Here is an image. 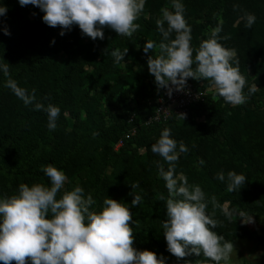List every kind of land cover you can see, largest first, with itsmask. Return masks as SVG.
<instances>
[{
	"label": "rangeland",
	"instance_id": "1",
	"mask_svg": "<svg viewBox=\"0 0 264 264\" xmlns=\"http://www.w3.org/2000/svg\"><path fill=\"white\" fill-rule=\"evenodd\" d=\"M180 2L185 7L184 17L192 29L191 46L194 61L201 41L209 38L211 29L215 28L220 20L223 21L219 42L225 48L236 50L240 72L247 81L243 91L248 99L243 105L227 104L216 94L211 81L195 80L198 87L204 88L210 97L206 109L184 120L179 119L176 125L166 127L171 129L170 138L177 142V151L181 141L189 149L187 153H180L175 175L179 178L183 174L190 185L197 183L203 185L202 188L207 187L208 191H205V194L211 208L213 206L210 199L215 196L221 208L220 215L225 220L231 219L235 226H239L238 231L241 234L226 236L224 230L220 228L216 232L234 244L235 250L230 256L229 264H264V208L251 205L253 199L260 194L254 196L250 190L229 192L227 180L216 179L220 171L227 176L229 171L242 174L245 169H251L261 171L260 176L264 175V162H261L262 159L259 157L264 151V146L260 145L264 144V0H180ZM171 3L172 0H145L144 10L135 21L140 28L132 37L119 36L114 30L105 28L103 30L105 38L93 41L90 37L82 35L76 25L61 36L59 34L61 29L46 25L42 20L44 13L35 6L22 7L19 0H0V5L7 8L5 15L10 14L4 21L1 19L3 15L0 16V44L4 49L0 66L9 64L8 69H14L17 65V55L13 53V46L22 34L16 35V28L25 31L24 33L29 32L26 34L31 37L32 44L36 45L35 49L31 50L28 47V50L31 51L33 58H37L33 62V66L37 67L35 71L37 75L22 79L24 90L32 93L35 79L48 78L52 70L61 65H74L70 76L74 97L68 100L66 125L63 127L65 138L56 151V154L64 157L67 162L60 170L65 173L68 180L58 193L57 199L64 191L72 190L78 183L84 189L85 196L89 193L92 195L96 202L92 208L99 212L106 197L117 201L122 199L129 201L133 195L131 185L140 180L160 189L159 192L167 199L166 182L159 175L157 162L162 164L165 170L168 169V164L151 151V146L157 142L163 130L159 135L152 134L147 138V135H143L145 138L130 144L117 158L102 148L103 143L94 137L92 132L99 123L111 126L115 121H122L135 105H141L149 100L155 78L149 73L147 55L155 57L159 53L158 45L163 41V37L157 29L156 20L162 15V8L168 7L170 11L172 10ZM234 5H239V8L234 10ZM244 12L256 16L251 29L245 27L246 22L242 19ZM4 29H7L10 35H5ZM174 35L173 33L172 38ZM225 36L230 38L223 39ZM149 41L154 42L157 47L149 54H145L143 45ZM43 44L46 45L45 50ZM117 48L121 52L128 48L127 55L119 63H115V58L110 55ZM195 67L194 62L193 68ZM14 82L19 88L22 87L20 81ZM253 84H256L257 91L249 93V88ZM0 90L2 91L0 107L5 109L2 113L8 115L15 108L12 104L20 100L13 95L14 91L9 86L4 91L0 85ZM35 96L36 98L38 96L36 92ZM34 108L31 105V110ZM81 124H86L84 128L87 134L80 133ZM258 129L261 132L257 134ZM243 146L245 148L247 146L246 156L239 152V148ZM219 152L228 157L235 155L240 160L235 161L237 163L222 159L220 162L214 161L215 155ZM252 155L255 159L251 158ZM201 159L205 161L203 165L199 164ZM254 181H259L264 187L262 180ZM35 183L39 182L29 180L27 185L31 187ZM19 185L18 183L16 187L17 192ZM252 189L255 191V188ZM152 190L153 188L150 189ZM2 192L10 197L18 194L11 192L10 185L4 182L0 183V194ZM222 198L230 199L226 201ZM164 204L165 200L157 202L155 209L151 210L153 213L149 214L157 217L159 210L166 209ZM143 209L138 213L133 212L134 208L131 211L137 214L133 219L138 228L145 225L142 221L144 214L141 215ZM226 210L233 213L231 218L225 215ZM148 218L153 219L151 216ZM251 219L253 223H248ZM193 255L180 260L171 255V260L166 264H189L187 260ZM209 264L214 262L209 260ZM221 264L224 262L221 261Z\"/></svg>",
	"mask_w": 264,
	"mask_h": 264
},
{
	"label": "clouds",
	"instance_id": "2",
	"mask_svg": "<svg viewBox=\"0 0 264 264\" xmlns=\"http://www.w3.org/2000/svg\"><path fill=\"white\" fill-rule=\"evenodd\" d=\"M19 4L39 8L44 13L43 22L49 27H59L61 36L76 25L82 35L95 41L105 38V28L114 30L119 36L132 37L140 28L135 21L144 10L145 0H19ZM233 7L235 10L239 5ZM171 9L162 8V15L156 20L163 41H167L158 45L159 53L155 57L149 54L157 47L154 42L143 45L144 53L149 54L147 66L155 78L157 91L164 89L171 97L174 91L190 92L187 90L189 78L208 80L225 103L245 104L248 97L243 89L247 81L240 72L236 50L225 48L219 42L223 21L211 29L209 38L201 41L194 61L192 29L184 17L185 7L180 0H172ZM6 12V6L0 5V16ZM242 19L246 22L245 27L251 29L256 16L244 12ZM4 34L10 35V32L4 29ZM127 53L128 48L123 52L117 48L110 55L115 58V63H119ZM0 67L8 73V65ZM8 86L26 105L36 101L35 89L30 95L12 80L8 81ZM256 91L257 86L253 84L249 93ZM35 110L45 111L49 130L56 129L59 107L35 102ZM177 116L182 120L186 118L185 113ZM170 136L171 129L165 128L151 146V151L168 164L165 170L157 162L159 175L166 182L168 191L167 219L162 223L167 251L177 260L203 254L214 264H221V261L229 264L234 244L214 231L220 222L208 214L209 200L202 188L190 185L183 174L176 177L179 155L189 149L181 141L177 151V142ZM204 163L203 159L199 160L200 165ZM42 170L50 180V187L40 183L31 187L20 184L17 195L0 199V264H166L167 258L163 255L158 258L152 251H138L133 247V227L130 225L136 221H133L129 205L106 197L97 212L92 208L96 203L92 195L85 196L78 183L57 199L67 176L52 164ZM216 179L227 180V190L233 192L245 185L247 177L235 171H229L225 176L220 171ZM131 187L136 189L139 184L133 183ZM159 199L164 201L165 196L160 194ZM210 202L213 209L220 207L215 196ZM140 203L141 197L134 195L132 207ZM225 215L231 218L233 213L226 210Z\"/></svg>",
	"mask_w": 264,
	"mask_h": 264
},
{
	"label": "trees",
	"instance_id": "3",
	"mask_svg": "<svg viewBox=\"0 0 264 264\" xmlns=\"http://www.w3.org/2000/svg\"><path fill=\"white\" fill-rule=\"evenodd\" d=\"M10 13V12H9ZM5 17H10L3 15L2 21H4ZM16 35H21L18 38V41L14 44V51L17 55V65L14 69H8V73L5 74L3 69L0 68V85L2 89L5 91L8 86V81H20L21 89L24 90L22 79L25 77L33 78L34 75H37V67L33 62L37 60V58H33L31 51L28 50L30 47L31 50L36 48V45L32 44L31 37L24 33L18 28H16ZM24 33V34H23ZM1 43V42H0ZM42 47L46 48V45L43 44ZM4 49L0 44V58L3 54ZM44 52L41 54L43 55ZM13 62H11L12 64ZM8 67H10L9 64ZM74 65L70 64L68 66L61 65L56 69H53L48 78H39L35 79V92L39 96H37L36 101L32 104H25L22 99H20L15 93L14 96L17 97L19 102L13 103L15 106L14 110L10 112L8 115L2 112L5 109L0 107V183H6L10 185L11 192L16 193V187L19 184H27L30 181H38L40 184L49 187L50 180L44 174L42 167L47 166L48 164H52L59 170L66 166V161L64 157L56 154V151L59 149L62 141L64 140V126L66 125V109L68 107V100L74 97V92L71 89V73H73ZM4 80V81H3ZM189 80L194 84L195 88L198 90H203L204 88H199L194 79L189 78ZM30 93V91L28 92ZM2 91L0 90V97ZM157 96V86L154 84L152 88V93L149 100L146 103L141 105H135L132 110H130L126 116H124L123 120L115 121L111 126H104L103 124H97L95 131L92 132L93 136L98 138L101 143H103L102 148L105 149L108 154L117 158L120 154H123L128 148L129 145L137 140H142L143 135H147V137H151L152 134L159 135V132L164 130L167 126L177 123L180 119L178 116L173 117L170 122L163 126H144L142 123L151 115L155 106V99ZM36 97V96H35ZM210 97L207 95L205 101L199 104L194 105L186 118L190 117L195 113H201L206 109V105L209 102ZM35 102H41L45 106L48 104H53L60 109L59 117L56 121L57 127L55 130H49L48 128V114L43 110H31V105L35 107ZM25 104V105H24ZM136 113L138 118L132 126H136L138 128L137 135L133 137L130 141L126 143V145L121 148L119 151L114 150V145L128 130L131 128L129 123V119L132 114ZM98 123V122H97ZM86 124H81L80 133L87 134L85 130ZM257 126V125H256ZM256 130V133H260ZM264 146L263 143L260 144ZM247 148V146H246ZM246 148L243 146L239 148V152L241 155L246 156ZM104 150V151H105ZM264 150V149H263ZM261 162H264V151L260 153ZM230 156V155H229ZM252 159H255L254 156H251ZM227 160L232 163H237L235 161H239L235 155L230 157L225 154L219 152L215 155L214 161ZM247 180L245 185L242 186L240 190L252 192L254 196L259 195L253 199L251 202L252 207H261L264 208V187L261 186L259 181H254L255 179H260L264 183V175H261V171H254L251 169H245L243 173ZM139 184V187L136 189H132V198L129 201H125L124 199L119 200L118 202L125 203L129 205L130 211L134 208L133 212L138 213L141 209L144 214L142 221L144 222V226L138 228L136 223H132L130 226L133 227V235H134V243L133 247L138 251L149 250L156 253L159 258L161 255L167 258L166 262L169 263L171 260V253L167 251V243L164 237L162 223L167 219L166 209H161L157 212V217L152 214L151 210H154L157 202L161 201L159 199V195L162 192H159L160 189L156 187H152V184L146 182L144 180H140L136 182ZM197 185V183H196ZM201 188L203 185H199ZM246 187V188H245ZM153 188L152 191L150 189ZM255 188V191L252 189ZM158 189V190H157ZM202 190L208 191L207 187H203ZM235 192V191H234ZM18 193V192H17ZM233 193V192H232ZM134 195H139L141 197V203L135 207H132L131 202L134 198ZM10 197L5 195L3 192L0 194V198ZM225 198H222V200ZM230 199V198H229ZM226 198L225 200H229ZM224 200V201H225ZM149 201V202H147ZM166 201V198H165ZM163 202V201H161ZM146 203L148 205L146 206ZM166 206V204H164ZM166 208V207H165ZM207 212L212 218L218 220L220 223L215 232L219 231L218 229L224 230V234L226 236L228 234H238L239 226H235L231 219L225 220L221 214V208L213 209L208 204ZM137 214L133 213V218H136ZM153 217V219L149 220L148 217ZM133 221H135L133 219ZM239 230V231H238ZM241 234V233H240ZM190 262L189 264H209V260L202 256L193 255L191 259L187 260ZM15 264V262H13Z\"/></svg>",
	"mask_w": 264,
	"mask_h": 264
},
{
	"label": "built area",
	"instance_id": "4",
	"mask_svg": "<svg viewBox=\"0 0 264 264\" xmlns=\"http://www.w3.org/2000/svg\"><path fill=\"white\" fill-rule=\"evenodd\" d=\"M187 90H190V92L174 91L171 97L166 95V90L164 89L157 91L153 112L146 118L142 125L147 127L166 125L177 114L185 113L187 116L194 105L205 101L207 96L206 91L196 89L189 79L187 81ZM137 118L138 115L136 113L132 114L129 119L131 128L115 143V151H119L128 141L137 135L138 128L132 126Z\"/></svg>",
	"mask_w": 264,
	"mask_h": 264
}]
</instances>
